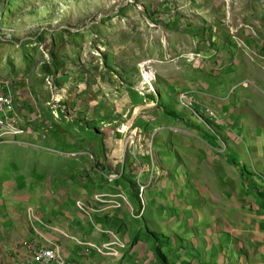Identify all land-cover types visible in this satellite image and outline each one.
Here are the masks:
<instances>
[{"label":"rangeland","instance_id":"374dc122","mask_svg":"<svg viewBox=\"0 0 264 264\" xmlns=\"http://www.w3.org/2000/svg\"><path fill=\"white\" fill-rule=\"evenodd\" d=\"M241 25L264 41V0H0V81L33 130L0 139V264L30 258L29 210L54 230L44 199L95 191L127 198L105 210L127 252L69 256L75 230L57 243L73 264H159L149 234L168 264H264V197L245 187L264 195V48L240 52Z\"/></svg>","mask_w":264,"mask_h":264},{"label":"built area","instance_id":"2783aa9c","mask_svg":"<svg viewBox=\"0 0 264 264\" xmlns=\"http://www.w3.org/2000/svg\"><path fill=\"white\" fill-rule=\"evenodd\" d=\"M237 32H241L248 39L255 37V30L248 27L238 26L236 29L229 30L230 39L234 43L235 47L240 51H246L248 54H252L253 50L248 44L249 42L246 39H241L236 36ZM194 61H199L197 55H193L190 63ZM146 65L143 64L142 75L140 87L148 86L147 81L150 84L152 80L151 71L145 68ZM148 75V76H147ZM180 102L186 106L194 108L196 107L195 102L192 100V97H189L186 94L180 95ZM201 113H203L209 120L216 119V113L212 108L204 106L201 108ZM49 130L44 132L42 137L47 139V133ZM33 130L30 124V121L25 120L22 115L16 109L14 96L7 87H3V82L0 81V139L6 137L14 138L17 136L23 135H32ZM74 155V154H73ZM109 181H115L116 177H108ZM118 198V200H116ZM92 201L99 206V210L96 209L91 204H86L81 200L76 201V207L89 219H92L93 214L97 212H104L109 208L119 207L122 203L127 201V198L118 194L113 196L106 193H97L93 195ZM29 221L33 229V233L40 235L41 231L38 228L37 222H41L39 218L36 217L33 211L29 210ZM97 230L101 234L107 235V240L101 243H93L82 241L79 244L83 246L87 253L95 250L96 254L101 256H110L113 258H121L124 252H127L126 245L123 243L122 238L118 232L111 230H102L97 226ZM41 236V235H40ZM35 242L30 245L31 255L30 258H26L21 263L18 264H73L65 259L62 250L58 245H52V247H42L38 243L37 237L34 238Z\"/></svg>","mask_w":264,"mask_h":264},{"label":"crops","instance_id":"0c3cea01","mask_svg":"<svg viewBox=\"0 0 264 264\" xmlns=\"http://www.w3.org/2000/svg\"><path fill=\"white\" fill-rule=\"evenodd\" d=\"M258 26L259 25L256 23L255 29L258 28ZM244 38L248 39V37H245V36H244ZM215 39H216V41H219V39H217V37ZM247 41L249 42L248 44L251 46V49L254 51V53L255 52L257 53L259 50L264 48V41H262V40H259V41L256 40L255 41L254 38H251V39H248ZM21 114L24 116L23 118L25 120L31 121L29 116H32V114H29L28 111L23 110L21 112ZM253 189H256V188L250 187L249 191L252 192ZM97 193H100V192L95 191L93 194H91V196H88V194H83V196H81V198L75 197L73 199L74 205H75L77 200H81V201H84L88 204H91L96 209H98L99 206L96 205L91 199V198H93V195L97 194ZM252 194H253V192H252ZM45 196H47V195H45ZM256 197L258 198V200H260L261 198L264 197V195L260 194V195H257ZM44 201H45V206L43 207V209L41 211L39 210V212L43 216V217L41 216V218L44 219L46 222H49L51 224V226L55 227V229L53 230V229L49 228L50 229L49 230V229H46V227H42V229L40 230L41 236L37 235L35 233H33V234L30 233L29 238H28V242H26L23 245L25 247V250L24 251L22 250V252L18 256L19 258L26 257V256L29 257L31 255L30 245L35 242V240H34L35 237H37L38 243L42 247H52V245H57V243L59 241L61 242L64 239V237H65V236H63L64 234H67V235L71 234L75 230H78V233L75 236H77L79 238H83V240H85V241H89V242H95L96 241L95 243H101V242L108 239L106 234H101L98 230H97L98 232L94 231L93 223L90 222L88 220V218H86L84 215L83 216L81 215L82 216V219H81L82 223H80L79 226H76V224L79 222L76 220V218H74L73 215L80 217V213H79L80 211L75 208L76 206H73L72 202H65L64 201L63 205H61L60 208H58V206H56V203L55 202L50 203L48 201V198L44 199ZM65 206H69L70 208H66L64 210L63 207H65ZM59 210L61 213H59ZM93 216L95 217V220H96V222L100 228H103L105 230H111L115 227L114 222L115 221H121V218L123 219V217L125 215L123 213H121L120 211L108 210L106 212L104 211V212L94 213ZM46 226H48L47 223H46ZM79 228H80V231H79ZM117 229L118 230H116V232H118V233L121 232L120 231L121 225H118ZM65 238H68V237H65ZM27 246H28V248H27ZM63 246L66 247V249L71 252V254L69 256H74V257L75 256L76 257L77 256H86L85 252L83 251L84 248H82V247L78 248V246L74 243L67 241V242L63 243ZM78 249H80V251H78ZM64 253H65V251H64ZM64 256H66V255H64ZM87 256L91 257L89 255H87ZM66 257L68 258V256H66ZM99 257H101V256H99ZM69 258H71V257H69ZM101 258L107 259L104 257H101ZM15 259H16V262H13L12 264H18V263H21L23 260H25V259L20 260L18 258H15ZM70 260H72V259H70ZM73 260H75V259H73ZM109 260L112 261V259H109ZM76 262H78V261L76 260ZM112 262L116 263L117 261H112Z\"/></svg>","mask_w":264,"mask_h":264},{"label":"trees","instance_id":"16d2710c","mask_svg":"<svg viewBox=\"0 0 264 264\" xmlns=\"http://www.w3.org/2000/svg\"><path fill=\"white\" fill-rule=\"evenodd\" d=\"M194 109H196L195 106H194ZM193 112L196 113V111H193ZM203 117H204V116H203ZM205 118L208 119L207 117H205ZM208 120H209V119H208ZM211 140H213L214 142L217 143V139H216V138H213V137H212ZM217 144H218V143H217ZM218 145H219V147L221 146V144H218ZM223 154L226 156V160H227V162L230 163L231 165H233L234 168H237V169H238V171H239V176H240V181H241V183H242L243 185H245V184H246V178H245V176H244V173H243L242 169L239 168V166H238V164L236 163V161L234 160V158H232V157H230V156L228 155L229 152L226 151L225 148L223 149ZM245 187H246L247 189H249L248 186H247V184L245 185ZM252 192H253V194H254L255 196L261 194V193H259V191H258L257 189H253ZM149 235H150V237L153 238L152 251H153V254L155 255V257L157 258L159 264H168L167 261H166V258H165V256H164V254L161 252V249H160V247H161V242H160V240H159L158 238H156V236H154L153 234H149Z\"/></svg>","mask_w":264,"mask_h":264},{"label":"bare ground","instance_id":"6f19581e","mask_svg":"<svg viewBox=\"0 0 264 264\" xmlns=\"http://www.w3.org/2000/svg\"><path fill=\"white\" fill-rule=\"evenodd\" d=\"M150 76L152 75V74H149ZM148 76V75H147ZM147 84H149V82L147 81ZM150 85V84H149ZM58 100V99H57ZM60 100V99H59Z\"/></svg>","mask_w":264,"mask_h":264}]
</instances>
